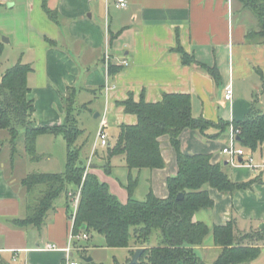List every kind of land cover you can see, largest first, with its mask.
Instances as JSON below:
<instances>
[{"label": "crops", "instance_id": "1", "mask_svg": "<svg viewBox=\"0 0 264 264\" xmlns=\"http://www.w3.org/2000/svg\"><path fill=\"white\" fill-rule=\"evenodd\" d=\"M118 1L0 0V68L6 55L9 62L0 70V76L18 61L32 65L28 82L38 123L62 124L66 116L64 97L69 87H75L76 116L83 130L77 143L83 150L86 147L89 158L98 148L95 144L102 120L107 123L111 144L121 125L137 123V115L126 112L119 104L130 95L136 101L144 97L157 102L165 93H187L191 95L193 116L216 123L244 120L253 108L264 111V43L247 40V33L256 29L258 22L253 11L244 8L240 1L127 0V7H118ZM45 3L58 12V21L49 17ZM178 36L199 62L217 69L218 77L197 63L182 62L181 55L173 49ZM106 51L110 54L108 62ZM229 83L233 97L226 100L225 88ZM84 104L88 107L83 108ZM96 113L99 116L95 117ZM88 125L92 136L87 134L91 130ZM219 132L213 127L207 136L197 129H185L181 134L182 149L190 154H211L212 162L223 164L236 182L254 181L234 194L208 187L214 206L197 211L195 220L213 226L234 219L240 231L264 236V142L254 151L245 152L239 163L231 164L222 151L229 128ZM6 133L0 130V138L7 137ZM53 139H61L62 162L67 157L63 134L39 135L37 149L40 143L47 145ZM160 141L164 168L131 172L123 156L117 155L110 159L109 172L101 167L96 169L122 201L129 198L130 173L138 182L144 175L151 185L150 191L157 196H168L167 180L178 170L176 151L169 135L161 136ZM39 155V160H54L48 147ZM249 157L253 159L251 164L247 163ZM20 158L16 157L14 163L0 159V264H66L64 248L69 243L71 221L65 194L56 200L42 227H19L11 222L28 212L26 189L13 176ZM95 159L98 166L107 160L106 147L98 148ZM138 184L133 197L144 200L137 195ZM88 234L86 241L77 244L80 252L90 250L86 243L93 233ZM101 235L104 246L105 238ZM49 244L58 249H48ZM262 246L259 257L250 263L264 264ZM124 249L128 256L123 264H127L133 254L130 248ZM196 251L210 263L219 254L214 239L209 238ZM94 257L96 264H105L100 254L94 252Z\"/></svg>", "mask_w": 264, "mask_h": 264}, {"label": "trees", "instance_id": "2", "mask_svg": "<svg viewBox=\"0 0 264 264\" xmlns=\"http://www.w3.org/2000/svg\"><path fill=\"white\" fill-rule=\"evenodd\" d=\"M238 1L244 8L253 11L258 22L257 28L247 33V40L264 43V0ZM45 10L51 19L58 21L56 10L50 9L46 3ZM173 49L181 55L184 64L197 63L218 77L217 69L199 62L194 54L185 49L179 36ZM2 54L3 46L0 44V65ZM113 69L114 66H111ZM32 71L30 63L18 61L0 76V130L8 134L2 145L10 146L11 162L14 163L20 152L22 137L24 150L32 160L37 161L40 159L37 153L39 135L63 134L67 142L66 168L63 172H32L21 180L28 196V212L25 217L12 219L14 225L42 227L56 200L63 194L67 196L70 217L72 207L68 192L82 185L75 232L100 233L104 235L107 246L128 247L132 254L137 248L144 247L136 264H240L259 257L264 236L240 231L234 219L213 226L195 220L197 211L214 206L208 187L234 194L250 187L254 180L236 182L225 171L223 164L212 162L211 154L186 153L182 149L181 134L190 128L210 136L208 130L213 127L220 129L221 134L231 122L216 123L204 117H194L191 95L187 93H165L157 102L146 101L144 97L136 101L130 95L119 104L125 107L126 112L137 115V123L120 126L116 140L104 146L107 160L100 166L95 159L98 155L96 148L91 168L86 171L89 161L83 159L82 145L77 143L83 134L76 116L77 89L69 87L64 97L66 116L62 124H40L34 116L35 104L30 97L28 76ZM86 107L87 104H84L83 108ZM233 124L240 129L237 140L245 152L254 151L263 144L264 111L253 108L244 120ZM163 135L170 137L178 166L177 173L167 180L168 196L159 197L151 190L146 199H135L133 192L138 178L130 173L127 186L129 198L122 201L96 169L101 167L109 172L110 159L117 155L123 156L131 172L133 169L164 168L166 162L160 141ZM179 193L183 194V198H177ZM210 233L219 250L217 258L211 263L196 251V247L203 245ZM152 236L156 241L153 239L152 242Z\"/></svg>", "mask_w": 264, "mask_h": 264}, {"label": "rangeland", "instance_id": "3", "mask_svg": "<svg viewBox=\"0 0 264 264\" xmlns=\"http://www.w3.org/2000/svg\"><path fill=\"white\" fill-rule=\"evenodd\" d=\"M4 40V39H3ZM7 55L4 57V59H2V66L0 68V70L2 71L3 68L5 67V65H8L9 62L7 61ZM89 127V125H88ZM92 127V124H91ZM89 127V129L91 128ZM6 132V131H5ZM92 128L91 130H88V135L92 136ZM7 134V133H6ZM94 135V134H93ZM44 136H51V135H44ZM43 138V137H42ZM47 138V137H44ZM95 138V137H94ZM4 138H0V159L1 161H5L7 159H11V154H10V146L8 144H6L5 146L2 145ZM42 140V139H41ZM23 138L21 137L20 143H19V155L18 157H21L18 161L17 159V167L13 172V176H15L16 180H18L19 182H21V180L26 177L28 174L32 173V172H43V171H50V172H63L66 168V160H61V155H62V149H61V139L57 140V139H53L50 142H46L48 143L47 145L44 143H40L38 149H37V153L39 154L40 151H44L47 147L50 148L54 154V160H52L51 162L49 160H47L46 158L43 157V159L41 160H32L30 158V156L26 153V151L23 148ZM101 145H98V148H100ZM86 147L84 148V150L82 149L81 155L83 157V159H85L86 162L89 161V158H93L92 154L91 156H89V158H86V153H85ZM26 155V156H23ZM23 156V157H22ZM67 157H65L66 159ZM117 160H119V158H117ZM51 165V167L49 166ZM49 166V168H48ZM138 190H137V195H139V198H146L147 197V193L150 191V183L148 182V180H146L144 178V175L141 176V178H139V182H138ZM208 187V186H207ZM120 188V187H119ZM118 188H115V191L122 193L121 190H117ZM122 189V188H121ZM118 193V194H119ZM136 195V197H138ZM100 234V233H99ZM97 232H93L92 238L89 240V242H87L86 244L89 245V249L87 252L85 253H80V252H76L73 255V259L77 260L80 264H96L94 261L95 257H94V252L98 253L101 255L102 257V261H104L105 264H116L117 262H119L120 264L125 263L126 258L128 256V251L126 249H124V247H110V246H102L104 244V241L101 242L100 241V236ZM104 237V235H101ZM213 239V234L210 233L207 237V239ZM153 239L156 241L155 238H153L152 236V242ZM85 240V239H84ZM205 240V241H206ZM86 241V240H85ZM94 248H96L97 250H94ZM87 257H92V261L91 262H86L85 258ZM240 264H252L250 262L248 263H240ZM256 264V263H254Z\"/></svg>", "mask_w": 264, "mask_h": 264}, {"label": "built area", "instance_id": "4", "mask_svg": "<svg viewBox=\"0 0 264 264\" xmlns=\"http://www.w3.org/2000/svg\"><path fill=\"white\" fill-rule=\"evenodd\" d=\"M128 1L127 0H119L117 2L118 7H127ZM110 59V54L108 51L105 53V60L108 62ZM233 97V87L232 84L229 83L225 88V99L231 100ZM240 132V129L236 128L233 124V122L229 126V133H228V139L227 144L223 148V153H225L228 156V162L231 164H237L239 163V158L242 157L245 154L244 147L240 146L238 144L237 135ZM109 144V133L107 131V123L105 120H102L100 128L98 130L97 134V140L95 146L101 145L106 146ZM95 151V150H94ZM94 151L92 152L94 154ZM92 154V155H93ZM253 161L252 157H249L248 164H251ZM91 166V158L87 164V170ZM82 193V185L77 187L75 190H70L68 192V197L70 199L71 207H72V213L70 216V233H69V243L66 248H64L66 252V264H80L77 260L73 259V255L76 252L81 251V247H79L77 244L78 242L88 239L89 234L84 231L75 232L74 225H75V217L77 214L80 198ZM48 249H58L56 245L49 244Z\"/></svg>", "mask_w": 264, "mask_h": 264}, {"label": "water", "instance_id": "5", "mask_svg": "<svg viewBox=\"0 0 264 264\" xmlns=\"http://www.w3.org/2000/svg\"><path fill=\"white\" fill-rule=\"evenodd\" d=\"M5 40V39H4ZM5 41H9L7 38ZM99 116V113L95 114V117ZM237 139H239V137H237ZM240 160H242V158H240ZM178 199L183 198V194L179 193L177 196ZM86 225L83 226V228H85ZM144 247H139L135 250L134 254L132 255L131 260L127 263V264H136L139 261L140 256L142 255V253L144 252ZM86 262H90L92 261V257H87L85 258Z\"/></svg>", "mask_w": 264, "mask_h": 264}]
</instances>
